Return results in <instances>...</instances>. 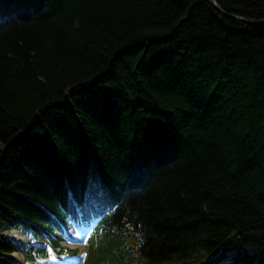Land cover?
Returning <instances> with one entry per match:
<instances>
[{"label": "trees", "instance_id": "16d2710c", "mask_svg": "<svg viewBox=\"0 0 264 264\" xmlns=\"http://www.w3.org/2000/svg\"><path fill=\"white\" fill-rule=\"evenodd\" d=\"M216 1L257 22L0 0V264L3 225L57 246L94 216L93 264H264V0Z\"/></svg>", "mask_w": 264, "mask_h": 264}, {"label": "rangeland", "instance_id": "374dc122", "mask_svg": "<svg viewBox=\"0 0 264 264\" xmlns=\"http://www.w3.org/2000/svg\"><path fill=\"white\" fill-rule=\"evenodd\" d=\"M4 231H6V233H9V234H11V235H20V237H24L23 235H21V233L20 232H18V231H15V230H12V229H4ZM75 234H77L78 233V231L77 230H72ZM65 245H67V246H69V247H72V248H75V247H79V249H81V252H80V255H83V249H84V244H76V243H74L72 240H67L66 241V244ZM83 247V248H82ZM18 254H19V252L18 253H16L15 254V256H18ZM86 256H87V254H85V252H84V260H82L83 261V263L82 264H84V261L86 260ZM74 259V256H72V257H66V261L67 262H70V261H72ZM49 261H50V259H48ZM52 260H54V256L52 257ZM46 264H48V261H47V263ZM58 264H62L61 262H58Z\"/></svg>", "mask_w": 264, "mask_h": 264}, {"label": "water", "instance_id": "95a60500", "mask_svg": "<svg viewBox=\"0 0 264 264\" xmlns=\"http://www.w3.org/2000/svg\"><path fill=\"white\" fill-rule=\"evenodd\" d=\"M210 2L219 10V11H221V12H223V13H225V14H227V15H230V14H228L226 11H224L223 9H222V7L218 4V2L216 1V0H210ZM230 16H233L234 18H237V19H241V20H243V21H245V22H248V23H253V22H257V21H253V20H248V19H246V18H244V17H239V16H237V15H230ZM258 22H260V21H258ZM261 22H264V19L263 20H261Z\"/></svg>", "mask_w": 264, "mask_h": 264}, {"label": "bare ground", "instance_id": "6f19581e", "mask_svg": "<svg viewBox=\"0 0 264 264\" xmlns=\"http://www.w3.org/2000/svg\"><path fill=\"white\" fill-rule=\"evenodd\" d=\"M238 16V15H237ZM239 17H242V16H239ZM237 19V18H236ZM238 20H241V19H238ZM243 21V20H242ZM260 23H262L261 22V20H260ZM105 195V194H104ZM102 197H104L103 195H102ZM105 197H106V195H105ZM111 200V199H110ZM110 203V202H109ZM14 238L17 240V242L19 243V245H22V243H25L26 241H28L27 239H29V236L28 235H26L24 238H20V237H17V236H14ZM173 257V256H172Z\"/></svg>", "mask_w": 264, "mask_h": 264}]
</instances>
